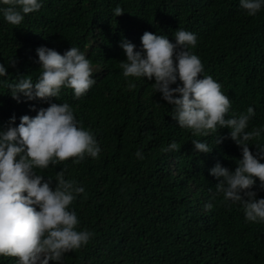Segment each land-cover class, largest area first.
Here are the masks:
<instances>
[{
    "label": "trees",
    "instance_id": "1",
    "mask_svg": "<svg viewBox=\"0 0 264 264\" xmlns=\"http://www.w3.org/2000/svg\"><path fill=\"white\" fill-rule=\"evenodd\" d=\"M117 5L123 11L113 16ZM176 29L196 34L191 51L200 58L203 74L228 96L227 115L252 106L246 130L264 124V8L248 16L238 0H43L20 25L0 19V63L15 62L6 67L8 80L36 79L34 49L39 46L58 54L77 47L93 66L95 83L78 99L61 88L57 98L17 103L0 86V126L11 115L14 126L19 116L32 117L48 103H67L101 148L95 159L86 156L73 164L68 158L37 170L52 179L50 187L61 171L85 190L69 207L76 212L77 230L87 229L92 236L65 253L61 264H264V224L246 223L239 205L213 196L216 180L208 168L219 162L232 170L240 157L228 129H217L224 138L209 153L193 154L191 140L204 139L211 146L214 133L199 137L179 128L169 116L171 106L153 92V81L126 80L121 74V38L139 48L143 32L166 35L172 42ZM171 141L176 150L162 152ZM257 142L264 136L250 141ZM137 149L142 160L133 155ZM257 197L264 198V191L257 189ZM205 202L212 204L207 211ZM15 259L0 258V264Z\"/></svg>",
    "mask_w": 264,
    "mask_h": 264
},
{
    "label": "clouds",
    "instance_id": "2",
    "mask_svg": "<svg viewBox=\"0 0 264 264\" xmlns=\"http://www.w3.org/2000/svg\"><path fill=\"white\" fill-rule=\"evenodd\" d=\"M42 3L0 0V19L20 25L24 15L39 10ZM238 4L248 16L264 8V0H238ZM122 11L117 5L112 15ZM139 39V48L124 38L118 42L125 57L120 63L122 76L126 80L153 81V92L171 106L169 116L179 128L189 130L192 136L214 133L211 146L204 139H192L193 154L209 153L224 138L216 135L217 129H228L227 138L238 146L240 157L232 170L219 162L208 168V174L216 180L213 196L219 195L226 205H239L246 223L264 224V198L257 197V189L264 191V142L250 143L264 136V124L246 130L253 107L227 115L228 96L217 81L203 74L200 58L191 51L197 44L195 33L176 29L170 42L166 35L145 31ZM34 52L39 65L34 81L27 75L8 80L6 67L15 62L10 58L7 64L0 63V86L15 102H44L57 98L61 88L70 89L72 97L78 99L94 85L92 63L77 47L70 46L58 54L39 46ZM33 107L29 105L30 110ZM15 120L11 115L0 126V258L15 257L14 264H61L65 253L86 245L92 236L87 229L77 230L76 212L69 207L85 190L74 180L65 179L61 171H57L55 185L50 187L52 179L37 174V170L68 158L73 164L86 156L95 159L101 148L94 133L81 126L67 103H48L36 109L32 117L19 116L13 126ZM249 145H253L252 151ZM176 148V142L171 141L161 151ZM133 155L143 159L140 149ZM256 181L259 183L254 189ZM211 207L209 202L203 205L205 211Z\"/></svg>",
    "mask_w": 264,
    "mask_h": 264
}]
</instances>
